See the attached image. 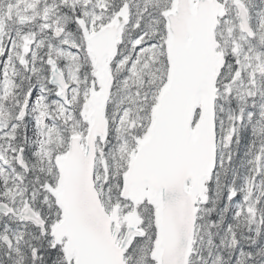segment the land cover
<instances>
[{
	"label": "snow or ice",
	"instance_id": "1",
	"mask_svg": "<svg viewBox=\"0 0 264 264\" xmlns=\"http://www.w3.org/2000/svg\"><path fill=\"white\" fill-rule=\"evenodd\" d=\"M0 264H264V0H0Z\"/></svg>",
	"mask_w": 264,
	"mask_h": 264
}]
</instances>
